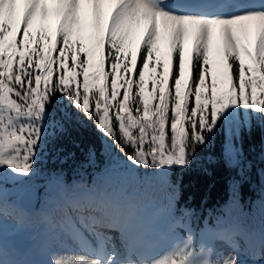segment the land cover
Masks as SVG:
<instances>
[{"label": "snow or ice", "instance_id": "6c2138e0", "mask_svg": "<svg viewBox=\"0 0 264 264\" xmlns=\"http://www.w3.org/2000/svg\"><path fill=\"white\" fill-rule=\"evenodd\" d=\"M134 86L140 98L133 101L135 108L130 104ZM57 93L96 120L117 148L123 150L125 140L132 145L126 154L129 170L189 166L196 146L207 143L225 110L243 106L264 112V0H0V170L32 174L43 114ZM134 111H142V117ZM169 119L170 150L165 148ZM149 127L157 133L151 136V142L159 141L156 146L146 140ZM133 128H139L136 139ZM68 213L80 235L103 240L91 264H161L153 255L157 241L151 231L136 227L135 202L109 203L103 213L90 207L81 212L70 194ZM155 219L165 220L166 232L175 234L170 205ZM112 232L119 244L108 235ZM0 264H8L2 238ZM52 264L63 262L53 257ZM166 264L238 260L217 259L210 241L200 237L198 242L188 230L186 238L175 241Z\"/></svg>", "mask_w": 264, "mask_h": 264}, {"label": "trees", "instance_id": "16d2710c", "mask_svg": "<svg viewBox=\"0 0 264 264\" xmlns=\"http://www.w3.org/2000/svg\"><path fill=\"white\" fill-rule=\"evenodd\" d=\"M139 70L138 59L137 72ZM169 87L172 89L171 81ZM89 100L90 111L94 112L93 101ZM188 104L191 108L194 97L189 99ZM46 111L49 114L42 120V137L33 172L25 178L40 189L55 182L60 204L44 215L30 211L27 221L21 223L18 222L17 212L4 206L3 200L0 201L4 206L0 209V216L15 222L11 231L0 233V238L8 235L24 243L21 254L11 248L5 249L8 264L26 262L33 230L46 223L54 229L63 224L69 213L60 190L62 184L67 192L79 184L97 190L95 202L81 199V212L90 207L103 213L109 203L122 206L125 194L129 193L138 206V213L144 212L146 220L151 216V205L158 210L170 205L176 219L191 216V225L198 232L196 237L205 226L234 229L228 235L237 243V249L251 254L254 261L264 260V184L256 174L257 169L264 172V112L251 121L247 131H241L242 156L238 162L231 163L225 155V129L215 130L214 136L209 135L207 143L196 146L189 166H175L176 169L169 172L168 180L162 186L154 187L153 192H143L134 185L124 187L120 181H112L107 175L113 170L109 161L126 158V154L132 151L131 144L125 140L122 142L123 150L117 148L112 138L105 137L96 120L89 119L72 101L59 93L51 98ZM188 123L187 120L185 125ZM0 174L3 175L0 178L2 185H9L11 180L22 177L7 168L0 170ZM187 234L181 231L184 238Z\"/></svg>", "mask_w": 264, "mask_h": 264}, {"label": "rangeland", "instance_id": "374dc122", "mask_svg": "<svg viewBox=\"0 0 264 264\" xmlns=\"http://www.w3.org/2000/svg\"><path fill=\"white\" fill-rule=\"evenodd\" d=\"M91 35L89 31L85 32L86 38ZM143 54V48L140 51ZM84 58L83 56L81 57ZM151 68V65H150ZM107 61L105 65V71H107ZM162 68H158L157 72H162ZM135 80L136 77L134 74H129ZM55 78V76H54ZM159 78V77H157ZM78 80L82 81V77H78ZM211 82V73H209V78L206 83ZM148 90L150 91L153 87L151 81L148 83ZM82 90V88H81ZM97 89H93V93L96 92ZM123 91V90H121ZM135 96L130 97V104L133 108L136 107L134 100H139L140 98L136 94V89L134 86ZM93 93H89V99L92 100ZM159 93L157 92V96ZM119 99V97H118ZM159 101L154 100L150 103V109H153L158 105ZM140 107L142 109V101L140 103ZM49 114L46 111L43 114V117ZM115 114V104L113 102V109L110 111V116ZM122 115H126V113H121ZM134 116L142 117L143 113L140 112H133ZM151 115V114H150ZM169 117L172 115V105H169ZM260 115V112H257L252 109H245L243 106H233L229 109L225 110V112L221 113L220 119L217 122V125L214 129L221 130L222 128L225 129L226 132V143L225 147V155L228 157L231 163H236L241 159L242 151H241V131H247L249 129V125L251 121L257 119ZM157 117H151V120H156ZM188 119L186 118L185 123ZM144 123H148L145 121ZM134 134V139L137 138L139 134V128L132 129ZM214 131L211 134L214 136ZM153 134H157L153 128L149 127L146 128V140L151 142V136ZM106 137V133H104ZM153 146L159 143V141L151 142ZM149 144L145 143V151H147ZM229 146L231 151H229ZM171 147V131H170V122L165 126V148L170 150ZM263 158V157H261ZM110 164H113V170L108 172V176L111 178L112 181L117 180L120 181L123 186L127 185L131 187L134 185L136 188L143 192H153L155 189L154 187L162 186L165 181L168 180L167 175L172 169H176L175 166L166 167L161 169L155 168H135L134 172L129 170L130 167L129 162L126 158L121 157L119 160L116 158L112 159V162L109 161ZM257 175L262 184H264V172L262 169H257ZM106 181L108 178H105ZM110 180V179H109ZM32 182H30L25 177H19L10 181L9 185H1L0 184V201L4 200V205L15 209L18 212V219L20 221L25 220L24 211L18 205V199L22 192L26 188L34 187ZM55 183L51 182L47 185L46 188H42L39 201V212L47 213L49 208L52 205H58V197L57 194L54 192ZM38 187V186H37ZM121 188V187H120ZM64 192H66L65 188L63 187ZM120 190V189H119ZM117 190V192H119ZM116 192V194H117ZM67 203H69V197H71L77 201L84 199L85 201L93 202L97 199V191L95 188L84 186L83 184L78 185V187L73 190L71 193H65ZM124 204L127 205L129 201L134 202L133 197L131 194L127 193L124 196ZM152 204V203H150ZM157 207L154 205L150 206L151 215L156 213ZM151 217V216H150ZM137 221L141 220V213H138ZM15 223L13 220L8 219L6 216H1L0 218V233L5 234L8 231L13 229V224ZM145 224V222H143ZM178 227L175 230V234L172 235L167 231L166 221L161 219L157 221L155 217L151 220L149 231H151L153 238L157 241L155 245L154 254L160 252L163 255V259L160 260L161 264H166V261L171 258V252L173 250V246L175 241L179 240L182 236L180 235V230L187 231V228L192 229L191 227V217L184 216L181 219L177 220ZM66 226H64L61 230L55 233L51 230V227L46 225L42 227L37 233H34V244L29 248L28 257L33 258L36 256L40 264H52V258L56 257L59 258L63 264H79V262H85V264H91V261L94 260L97 256V252L99 250V246L101 245L100 242H97V238L94 236L89 235L88 233H84L80 235L77 231L72 228L71 219L67 218ZM194 228V227H193ZM200 237H206L208 241H210L212 246V252L217 259H227V258H236L238 260V264H245L250 263V258H248L245 254H238L235 250V244L231 241L223 240L222 238L211 237L209 235V227H205L199 238L196 237L197 241L199 242ZM20 241L19 238H16ZM215 240V244H213ZM10 242V241H9ZM9 242L4 243V247L9 246ZM86 245L84 246V244ZM96 249V251H94ZM218 253H220V258ZM159 260V259H158ZM23 264V263H20Z\"/></svg>", "mask_w": 264, "mask_h": 264}, {"label": "water", "instance_id": "95a60500", "mask_svg": "<svg viewBox=\"0 0 264 264\" xmlns=\"http://www.w3.org/2000/svg\"><path fill=\"white\" fill-rule=\"evenodd\" d=\"M39 201V191L36 188H30V189H26L22 195L20 196L19 199V204L22 206V208L28 210V209H33L37 206ZM13 246L14 248H16L18 251L21 250V246L18 248L17 246H19L18 243L13 242Z\"/></svg>", "mask_w": 264, "mask_h": 264}]
</instances>
